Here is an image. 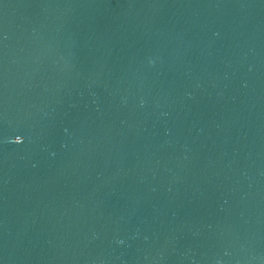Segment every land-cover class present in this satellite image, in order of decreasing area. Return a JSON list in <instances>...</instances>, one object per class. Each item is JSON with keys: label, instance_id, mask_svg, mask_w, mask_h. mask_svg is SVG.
Masks as SVG:
<instances>
[{"label": "water", "instance_id": "1", "mask_svg": "<svg viewBox=\"0 0 264 264\" xmlns=\"http://www.w3.org/2000/svg\"><path fill=\"white\" fill-rule=\"evenodd\" d=\"M0 264H264V0H0Z\"/></svg>", "mask_w": 264, "mask_h": 264}, {"label": "snow or ice", "instance_id": "2", "mask_svg": "<svg viewBox=\"0 0 264 264\" xmlns=\"http://www.w3.org/2000/svg\"><path fill=\"white\" fill-rule=\"evenodd\" d=\"M20 141L19 140H17V143H19Z\"/></svg>", "mask_w": 264, "mask_h": 264}, {"label": "clouds", "instance_id": "3", "mask_svg": "<svg viewBox=\"0 0 264 264\" xmlns=\"http://www.w3.org/2000/svg\"><path fill=\"white\" fill-rule=\"evenodd\" d=\"M121 243H122V241H121Z\"/></svg>", "mask_w": 264, "mask_h": 264}]
</instances>
